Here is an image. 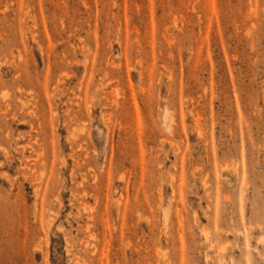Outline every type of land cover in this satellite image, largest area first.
I'll use <instances>...</instances> for the list:
<instances>
[{"label": "rangeland", "instance_id": "rangeland-1", "mask_svg": "<svg viewBox=\"0 0 264 264\" xmlns=\"http://www.w3.org/2000/svg\"><path fill=\"white\" fill-rule=\"evenodd\" d=\"M0 264H264V0H0Z\"/></svg>", "mask_w": 264, "mask_h": 264}]
</instances>
